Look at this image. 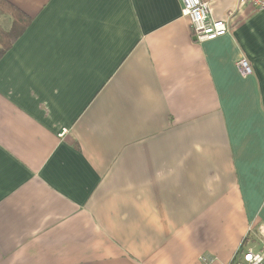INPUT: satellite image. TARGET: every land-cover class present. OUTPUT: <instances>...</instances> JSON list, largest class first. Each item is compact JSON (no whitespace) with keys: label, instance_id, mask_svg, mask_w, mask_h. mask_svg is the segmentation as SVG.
Here are the masks:
<instances>
[{"label":"crops","instance_id":"0c3cea01","mask_svg":"<svg viewBox=\"0 0 264 264\" xmlns=\"http://www.w3.org/2000/svg\"><path fill=\"white\" fill-rule=\"evenodd\" d=\"M9 1L31 23L0 58V264L263 246L264 9L207 0L229 32L199 41L181 0Z\"/></svg>","mask_w":264,"mask_h":264},{"label":"built area","instance_id":"2783aa9c","mask_svg":"<svg viewBox=\"0 0 264 264\" xmlns=\"http://www.w3.org/2000/svg\"><path fill=\"white\" fill-rule=\"evenodd\" d=\"M182 14L190 19L193 35L199 41L215 39L229 32L226 20L213 18L210 14V4L207 0H181ZM242 4H250L255 9H264V0H240ZM243 75L250 74L252 68L247 59L239 61ZM260 249L245 248L244 244L238 249L229 264H264V237ZM244 243V242H243ZM203 261H208L203 257Z\"/></svg>","mask_w":264,"mask_h":264},{"label":"trees","instance_id":"16d2710c","mask_svg":"<svg viewBox=\"0 0 264 264\" xmlns=\"http://www.w3.org/2000/svg\"><path fill=\"white\" fill-rule=\"evenodd\" d=\"M3 15L10 16L13 25L10 30H6L0 22V58L13 46L31 23V17L9 0H0V18Z\"/></svg>","mask_w":264,"mask_h":264},{"label":"rangeland","instance_id":"374dc122","mask_svg":"<svg viewBox=\"0 0 264 264\" xmlns=\"http://www.w3.org/2000/svg\"><path fill=\"white\" fill-rule=\"evenodd\" d=\"M3 16H6V15H3ZM3 16H1V18H2ZM1 18H0V22H1Z\"/></svg>","mask_w":264,"mask_h":264}]
</instances>
